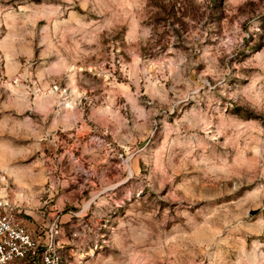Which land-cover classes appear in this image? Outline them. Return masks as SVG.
<instances>
[{
	"label": "rangeland",
	"instance_id": "obj_1",
	"mask_svg": "<svg viewBox=\"0 0 264 264\" xmlns=\"http://www.w3.org/2000/svg\"><path fill=\"white\" fill-rule=\"evenodd\" d=\"M5 194L64 263L264 264V0H0Z\"/></svg>",
	"mask_w": 264,
	"mask_h": 264
},
{
	"label": "built area",
	"instance_id": "obj_2",
	"mask_svg": "<svg viewBox=\"0 0 264 264\" xmlns=\"http://www.w3.org/2000/svg\"><path fill=\"white\" fill-rule=\"evenodd\" d=\"M13 81L17 83L19 77ZM60 233L55 218L42 233L32 234L17 220L16 207L0 196V264H71L63 261L57 241Z\"/></svg>",
	"mask_w": 264,
	"mask_h": 264
},
{
	"label": "crops",
	"instance_id": "obj_3",
	"mask_svg": "<svg viewBox=\"0 0 264 264\" xmlns=\"http://www.w3.org/2000/svg\"><path fill=\"white\" fill-rule=\"evenodd\" d=\"M4 196L8 199V201L10 203H12L16 207V218H17V220L28 231H30L34 235H39L40 233H42L44 230H46V228L48 227V225L50 224V222L52 220H54L56 217L57 218L59 217L58 215L56 217H54V215L56 214V212L55 211H52L53 210V207H49V212H47V213H45V212L39 213L38 215H36V219H33V221L30 220V219H28V218H25V219L20 218L19 216H17V213L21 211V208H19V204H17L16 201H14L11 198H9L7 196V194H5ZM65 251H68L69 252L68 254L66 253L68 256H74V257L76 256L75 258L78 257L77 256V252H75V250L73 248H71L70 246H68V247L66 246L65 247ZM64 258H66V257H64Z\"/></svg>",
	"mask_w": 264,
	"mask_h": 264
}]
</instances>
